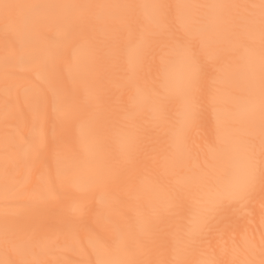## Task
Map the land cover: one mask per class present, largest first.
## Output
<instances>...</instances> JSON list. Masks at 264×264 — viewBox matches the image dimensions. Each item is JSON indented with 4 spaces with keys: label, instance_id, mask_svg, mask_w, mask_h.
Instances as JSON below:
<instances>
[{
    "label": "snow or ice",
    "instance_id": "6c2138e0",
    "mask_svg": "<svg viewBox=\"0 0 264 264\" xmlns=\"http://www.w3.org/2000/svg\"><path fill=\"white\" fill-rule=\"evenodd\" d=\"M8 28L0 200L40 207L0 208V264H139L154 231L145 205L170 220L160 264H264V0H41ZM108 89L130 92L132 110L105 131ZM172 103L167 147L148 146L137 117L165 127Z\"/></svg>",
    "mask_w": 264,
    "mask_h": 264
},
{
    "label": "bare ground",
    "instance_id": "6f19581e",
    "mask_svg": "<svg viewBox=\"0 0 264 264\" xmlns=\"http://www.w3.org/2000/svg\"><path fill=\"white\" fill-rule=\"evenodd\" d=\"M41 0H0V55L3 54V49L14 47L17 45L18 36L17 33L8 28L9 24L16 27H22L24 23L30 18L32 6ZM48 3H64L70 2V0H44ZM88 2L101 5H120L124 3L136 2V0H88ZM169 4H174L176 0H164ZM197 3H206L207 0H194ZM228 2L237 4H247L249 0H228ZM108 11L116 17L134 16L135 11L130 9L110 8ZM174 13L169 16L170 24L174 37L176 40L183 41L185 36L182 30L175 24ZM51 36V33H48ZM194 53L202 59L198 46L193 45ZM206 93V88L204 89ZM130 92H119L116 90L108 89L104 95V111L100 117V124L105 131H109L113 123H126L122 120V117L127 111L132 110L131 102L129 100ZM16 101L8 100V105H14ZM46 101L43 97H39L34 101V106L39 109L42 114L44 112ZM0 108H5L4 100L0 99ZM176 104L172 103L168 105V124L165 127L154 126L150 121L147 113H143L137 117L135 123L137 130L142 140L148 146H155L161 150L167 147V128L175 123L176 116ZM4 118V113L0 111V119ZM35 127L39 129L40 120L37 119L34 122ZM31 125L24 127V132L28 134L30 142H35V138L29 134V128ZM48 128H51V121H49ZM14 128L12 117L9 116L8 121L4 127H0V136L5 134L11 135ZM70 135V130L65 131V137ZM20 208L25 211H34L39 209L40 205L37 201L32 200H12L3 201L0 200V208L3 207ZM146 214L150 222L154 225L153 234L145 238L143 253L136 256L139 264H160L161 261L169 258L171 239L169 237L170 220L164 215L151 216L150 211L145 205ZM125 215H129V209L125 206L122 209ZM133 252L135 246L133 245Z\"/></svg>",
    "mask_w": 264,
    "mask_h": 264
}]
</instances>
